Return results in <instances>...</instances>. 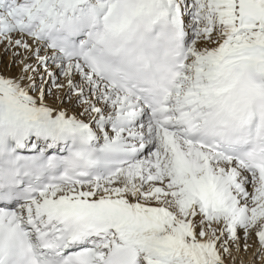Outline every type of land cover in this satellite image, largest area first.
<instances>
[{
  "label": "snow or ice",
  "instance_id": "snow-or-ice-1",
  "mask_svg": "<svg viewBox=\"0 0 264 264\" xmlns=\"http://www.w3.org/2000/svg\"><path fill=\"white\" fill-rule=\"evenodd\" d=\"M0 264H264V0H0Z\"/></svg>",
  "mask_w": 264,
  "mask_h": 264
}]
</instances>
